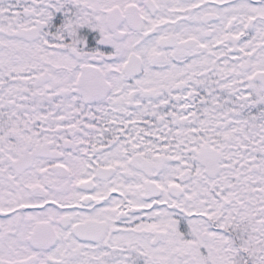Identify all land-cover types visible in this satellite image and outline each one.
Wrapping results in <instances>:
<instances>
[{"label":"snow or ice","instance_id":"snow-or-ice-1","mask_svg":"<svg viewBox=\"0 0 264 264\" xmlns=\"http://www.w3.org/2000/svg\"><path fill=\"white\" fill-rule=\"evenodd\" d=\"M0 264H264V0H0Z\"/></svg>","mask_w":264,"mask_h":264}]
</instances>
